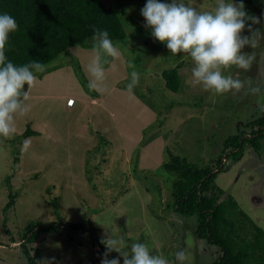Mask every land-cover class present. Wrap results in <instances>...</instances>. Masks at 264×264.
<instances>
[{
  "label": "rangeland",
  "instance_id": "374dc122",
  "mask_svg": "<svg viewBox=\"0 0 264 264\" xmlns=\"http://www.w3.org/2000/svg\"><path fill=\"white\" fill-rule=\"evenodd\" d=\"M146 2L114 0L113 6L122 16L127 39L142 41L132 46L127 43L123 51L126 72L133 70L128 66L131 63L140 74L139 84L130 93L135 98L130 95L122 102L117 94V84L126 87L131 78L126 73L127 77L119 80L125 72L121 65L106 72L99 90L92 87L100 95L97 100L76 81L71 65L75 59L60 57L45 67L43 75L37 74L38 84L28 92L24 102L27 111L15 117L12 137L0 136V264H28L21 253L19 230L29 222H85L88 218L98 229L99 239L123 235L129 245L146 243L151 254H162L169 264H179L175 259L179 250L186 253L184 264H212L216 260L218 250L194 237L195 218L166 209L175 176L162 164L167 150L191 164L207 165L219 156L222 142L236 133L237 125L263 106L264 35L256 47L244 49L255 57L250 70L233 66L224 72L251 81L261 92L248 94L246 83L239 93L217 95L192 83L194 63L190 56L172 55L166 44L151 35L150 28L141 26L145 24L141 9ZM186 3L203 12L213 11L217 0ZM244 5L249 15L260 19L252 25L253 30L264 34V0ZM129 15L131 22L125 20ZM137 24L140 32H135ZM242 35H249L247 27ZM115 43L124 48L121 42ZM80 57L79 65L83 64ZM180 63V88L172 93L156 76ZM83 66L88 71V66ZM50 67L62 70L46 76ZM83 72L91 85L89 71ZM27 128L40 135L22 138ZM93 148L94 154L86 155ZM122 148L124 152H120ZM214 182L264 230V139L258 154L245 147L241 159L229 162ZM9 191L17 196L13 207L5 210ZM57 197L56 209L49 203ZM74 241L65 235H41L30 246L40 251L38 264L45 258L51 264H101L89 236L78 235ZM116 257L118 253H109V259Z\"/></svg>",
  "mask_w": 264,
  "mask_h": 264
},
{
  "label": "trees",
  "instance_id": "16d2710c",
  "mask_svg": "<svg viewBox=\"0 0 264 264\" xmlns=\"http://www.w3.org/2000/svg\"><path fill=\"white\" fill-rule=\"evenodd\" d=\"M243 3L250 6L253 5V0H243ZM113 6H115L114 0H0V14H10L18 24V30L9 34L6 57L17 66L34 60L43 63L45 67L51 66L60 57H73L75 61L71 65L74 64L72 71L76 81L90 97L98 100L100 95L92 88L83 72L84 69L88 74L86 66L83 65L88 66L94 56L93 30L106 29L115 45H117L115 42L124 45L123 49L117 45L121 58L108 57V63L104 65L105 74L118 65L125 68L120 81L127 77V65L123 59L125 56L123 51L127 43L128 46H132L135 41H141L139 38L132 42L127 39L122 16ZM125 20L131 22L132 17L129 15ZM136 28L135 32L141 31L138 30V24ZM145 44L146 41L143 42V45ZM80 54L83 59L81 65L77 59L81 58ZM67 66L69 65L64 67ZM180 68L181 63L171 69L163 70L156 76L163 81L165 90L172 93L179 90ZM58 69L50 67L45 74L48 76L50 72L52 74L62 70ZM119 84L121 83L117 84V88L120 89L117 94L119 97H124V99L120 97L122 102L130 99V95L135 98L127 91L124 84L122 87L118 86ZM25 91L28 92L27 85ZM136 104V108L140 109L138 103ZM38 135L37 132L27 128L21 137ZM263 139L264 104L251 117L249 116L246 122L237 125L236 133L222 142L219 156L205 166L191 164L170 151H165L166 160L162 167L175 176L166 209L178 216L195 218L194 237L218 250V256L212 264H264V230L240 209L232 196L226 195L214 182L218 174L228 169L229 162H237L241 159L245 147H250L255 154H258ZM120 152H124V149L122 148ZM91 154H94V148L86 152V155ZM10 179L11 176L7 178L8 184ZM16 196V193L9 191L5 210L13 207ZM59 200L58 197L53 198L49 204L57 209ZM19 234L21 253L26 256L28 264H38L40 251L30 245L41 235L54 237L65 235L71 243L75 242V236L87 235L91 240V246L97 249L100 262L105 252L102 239L98 238V229L89 218L85 222L64 219L54 222L31 221L20 228ZM7 235L10 237V232L7 231ZM11 241L14 239L11 238ZM78 244L79 241L76 245Z\"/></svg>",
  "mask_w": 264,
  "mask_h": 264
},
{
  "label": "clouds",
  "instance_id": "9594fccd",
  "mask_svg": "<svg viewBox=\"0 0 264 264\" xmlns=\"http://www.w3.org/2000/svg\"><path fill=\"white\" fill-rule=\"evenodd\" d=\"M145 27L150 28L151 35L159 42L166 44L172 55L187 54L194 63L192 83L201 85L204 91L223 95L230 91L235 93L245 89L247 93L256 95L261 88L253 86L251 81L245 82L225 75V70L233 66L245 71L250 70L254 55L244 51L254 48L259 42V29L253 30L252 25L259 24L260 19L249 15L243 0H217L213 11H199L186 0H171L161 3L158 0H147L141 9ZM250 22V23H249ZM247 27L249 35H242ZM18 30L16 19L8 13L0 14V136L11 138L15 132V117L27 111L25 101L28 93L25 85L33 87L37 74L43 73L45 65L38 61L15 65L6 57V44L9 34ZM94 56L88 65L93 78L92 87L99 90L105 80L104 65L107 58H118L120 49L109 38L106 29L96 28L92 35ZM133 70L127 91L131 93L139 84L140 74L135 65H128ZM106 251L101 264H169L162 254H151L146 243L135 242L131 245L123 238L112 235L101 241ZM116 252L118 257L109 259V253ZM179 264H184L186 253L179 250L175 253ZM41 264H51L47 258Z\"/></svg>",
  "mask_w": 264,
  "mask_h": 264
},
{
  "label": "crops",
  "instance_id": "0c3cea01",
  "mask_svg": "<svg viewBox=\"0 0 264 264\" xmlns=\"http://www.w3.org/2000/svg\"><path fill=\"white\" fill-rule=\"evenodd\" d=\"M75 52V51H74ZM77 53V52H76ZM38 84V82L36 81V83H35V85H37ZM31 92L32 91V87H28V92ZM27 92V93H28ZM29 94V93H28ZM64 95H62V97H63ZM67 101V100H66ZM66 103V102H65ZM68 103H66V105H67ZM135 106H137V105H135ZM68 106H66V108H67ZM137 109H138V107H137ZM145 110H147L146 108H145ZM114 119H115V121L114 122H116V118L114 117ZM38 133V132H37ZM39 134V133H38ZM40 135V134H39ZM68 135H69V133H67V132H64V137H68ZM71 138V137H70ZM81 140H79V141H76L77 143H79ZM155 152V151H154Z\"/></svg>",
  "mask_w": 264,
  "mask_h": 264
}]
</instances>
